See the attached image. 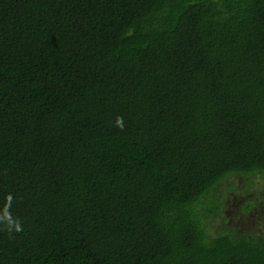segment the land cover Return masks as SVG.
<instances>
[{
    "label": "trees",
    "instance_id": "trees-1",
    "mask_svg": "<svg viewBox=\"0 0 264 264\" xmlns=\"http://www.w3.org/2000/svg\"><path fill=\"white\" fill-rule=\"evenodd\" d=\"M263 174L264 0H0V264H264Z\"/></svg>",
    "mask_w": 264,
    "mask_h": 264
},
{
    "label": "rangeland",
    "instance_id": "rangeland-1",
    "mask_svg": "<svg viewBox=\"0 0 264 264\" xmlns=\"http://www.w3.org/2000/svg\"><path fill=\"white\" fill-rule=\"evenodd\" d=\"M251 177L253 182L250 184L246 183L245 178L241 175L228 178L226 183H233L232 185L235 187L231 192H228L225 188L226 185L221 187L227 190L228 203L226 213L232 215V219L230 217L231 224H233L235 228H251L253 231H259L260 225H264V218H262V216H264V174L260 176L252 175ZM246 187L247 189H245ZM244 199H253L257 201L251 214L244 215L240 211L241 202ZM219 224H222V220Z\"/></svg>",
    "mask_w": 264,
    "mask_h": 264
}]
</instances>
